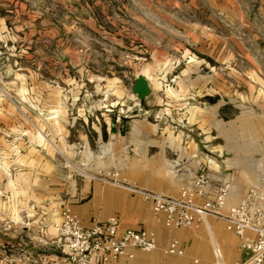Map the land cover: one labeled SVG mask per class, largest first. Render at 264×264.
Here are the masks:
<instances>
[{
	"label": "rangeland",
	"instance_id": "374dc122",
	"mask_svg": "<svg viewBox=\"0 0 264 264\" xmlns=\"http://www.w3.org/2000/svg\"><path fill=\"white\" fill-rule=\"evenodd\" d=\"M216 5L199 0L193 11L184 7L176 13L169 0H0V146L9 148V161H14L15 149L26 159L34 158L28 151L38 146L39 171L49 175L53 170L59 177V182L49 181L50 187L68 188L65 176L70 172L80 178L89 173L92 180L105 181L111 174L89 170L97 165L98 157H104L91 127L117 121L120 115L117 122L142 119L157 127L182 129L187 104L180 107L177 95L166 90L189 88L192 78L182 75L183 69L188 73L196 65V73H205V62L200 59L206 49L213 58L208 69L216 73V90L223 94L221 87L226 84L236 106L225 109L222 116L239 118L250 106L238 96L243 76L229 70L240 65L238 45L227 41L232 54L223 61L220 38H234L240 28L223 24ZM186 22L198 24L197 40L200 24L206 25L211 46L184 44L191 52L184 55L176 44L182 31L177 30L178 24ZM258 44L246 39L242 46L250 55L259 49ZM164 54L170 59L167 68L163 67ZM248 64L252 60L246 65L242 62V66ZM164 69L167 75L163 76ZM140 73L154 79L148 97L142 100L131 90ZM240 125L239 119L232 123L234 132L241 131ZM85 134L92 152L87 156L83 155ZM241 141L234 138L233 143ZM259 141L264 146V138ZM30 190L35 192L33 184ZM0 196L4 197L1 188ZM49 196L33 198L36 203L30 199L27 207L46 209L54 204L56 208L57 201ZM7 225L11 231L26 226V217H4L0 228L6 230ZM15 254L18 257L22 252Z\"/></svg>",
	"mask_w": 264,
	"mask_h": 264
},
{
	"label": "crops",
	"instance_id": "0c3cea01",
	"mask_svg": "<svg viewBox=\"0 0 264 264\" xmlns=\"http://www.w3.org/2000/svg\"><path fill=\"white\" fill-rule=\"evenodd\" d=\"M169 1L176 13L184 7L193 11L199 2ZM202 2H215L223 24L240 28L234 38L219 37L220 57L223 61H228L231 57L232 53L226 47L227 41L238 45L236 58L240 65L229 70L243 76L238 96L241 102L250 106L248 111L241 112L239 118L236 115L231 119L222 116L225 109L236 106L230 100V88L226 84L221 87L223 94H220L219 89L216 90V73L208 69L211 66L210 59L213 58L207 54L204 46L206 51L202 52L204 57L200 60L201 63L205 62V73H196V65L188 73L183 69L181 74H188L192 78L189 88L182 86L178 91L166 90L170 95H177V105L183 107L187 104L188 113L182 129L176 131L170 126L162 128L142 119L129 121L125 118L121 122L112 121L93 126L91 128L96 134L95 143L101 146L100 153L104 157H98L97 165L89 170L93 173L102 171L104 175L109 173L112 180L172 196H179L185 187L195 191L192 184L194 176L205 171L210 181L202 195H196L195 202L202 204L206 199H213L214 188L227 183V200L223 207V211H226L230 205L238 202L241 194L255 181L259 169L264 168V146L259 143L264 138V0ZM197 25L195 22L178 24L177 30L182 31L179 44L176 45L182 48L184 55L191 53L187 47H183L184 44L208 43L211 46L212 38L206 25L200 24L201 37L197 40ZM246 39L259 43V49L250 55L242 46ZM208 51L211 53V50ZM162 57L163 67L167 68L170 59L165 54ZM189 57L191 62L194 61ZM249 60H252L251 65L242 66V62L246 65ZM166 73L164 69L163 76ZM229 73L230 71L226 72ZM146 74L140 73L138 76L146 78L150 87V83L154 85L151 82L154 79ZM148 102L144 101V104L148 105ZM238 119L242 129L234 132L231 125ZM196 137H199L200 144L195 140ZM234 138L243 141L234 144ZM82 141L86 146L83 155L92 154L86 134L82 136ZM37 147L29 149L28 153L34 158L27 159L15 149V159L10 162L9 155L6 154L10 151L9 148L0 146V188L4 194V197L0 196V222L4 217L23 215L27 221L26 226L12 231L0 228V264L37 263L41 254L54 252L51 245L44 246L37 239L42 236L48 243L54 239L52 224L59 219L58 211L63 206H67L85 226L118 215L123 229L154 231L156 249L151 252L135 250L133 258L121 257L110 264H217L216 248L219 249L224 264H246L245 255L236 248L237 236L225 229L222 218L205 215L194 226L167 228L164 214L154 213L150 203L141 196L108 181L92 180L89 173H86L89 177L80 178L70 172L65 176L70 183L68 188L50 187V182H57L59 177L53 170L49 175H43L39 171L41 164L36 162V153L39 151ZM51 149L58 151L57 147ZM119 154L123 157H119ZM32 184L35 192L30 190ZM49 193V197L57 201L56 208L54 204L46 209L37 207L36 204L34 209L27 207L30 199L35 202L34 199L46 198ZM44 215L46 217L42 218ZM173 239H177L184 248L183 255L163 254V249ZM16 250L22 252L18 257Z\"/></svg>",
	"mask_w": 264,
	"mask_h": 264
},
{
	"label": "built area",
	"instance_id": "2783aa9c",
	"mask_svg": "<svg viewBox=\"0 0 264 264\" xmlns=\"http://www.w3.org/2000/svg\"><path fill=\"white\" fill-rule=\"evenodd\" d=\"M120 119L118 115L116 120ZM103 180L141 196L150 203L154 213L164 214L167 228L194 226L205 215L224 219L225 229L237 236L236 248L245 255L246 264H264V168L259 169L255 181L226 211L223 207L227 200V183L214 188L213 199H206L202 204L195 202L196 195H202L210 181L205 171L194 176L192 184L195 191L185 187L179 196L165 195L110 178ZM58 216L59 219L52 224L54 239L48 243L42 236L38 237L40 244L51 245L54 252L41 254L39 262L30 264H110L121 257L133 258L135 250L151 252L156 249L154 231L123 229L118 215L88 226L81 224L67 206L59 209ZM9 227L7 225L5 229ZM163 254L183 255L184 248L177 239H173L163 249ZM215 257L217 264H224L218 248L215 249Z\"/></svg>",
	"mask_w": 264,
	"mask_h": 264
},
{
	"label": "water",
	"instance_id": "95a60500",
	"mask_svg": "<svg viewBox=\"0 0 264 264\" xmlns=\"http://www.w3.org/2000/svg\"><path fill=\"white\" fill-rule=\"evenodd\" d=\"M131 90H132V92H134L136 94L138 99H140V100L145 99L146 97H148V95L150 93L149 83L146 80V78H144L143 76H138V78L134 82ZM195 140L197 142L200 141L199 137H196ZM199 144H200V142H199Z\"/></svg>",
	"mask_w": 264,
	"mask_h": 264
}]
</instances>
